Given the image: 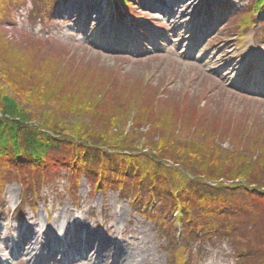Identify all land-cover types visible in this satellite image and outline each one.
Segmentation results:
<instances>
[{
	"label": "rangeland",
	"instance_id": "obj_1",
	"mask_svg": "<svg viewBox=\"0 0 264 264\" xmlns=\"http://www.w3.org/2000/svg\"><path fill=\"white\" fill-rule=\"evenodd\" d=\"M42 3L38 9L33 0L13 4L4 17L6 36L27 58L76 77L72 94L84 84L90 103L105 86L115 89L114 100L101 102L102 113L114 112L122 100L130 113L139 101L147 112L136 114L144 118L137 132L151 120L158 139L164 131L153 125L183 123L188 136L213 138L228 151H246L242 144L251 133L244 129L264 132V12L241 28L251 0H63L47 12ZM35 45L38 50H29ZM66 177L62 171L60 180L42 186L34 208L15 179L5 185L0 264H174L175 257L189 264H241V249L227 238L191 246L169 241V226L163 230L142 217L119 191L94 193L83 177L68 191Z\"/></svg>",
	"mask_w": 264,
	"mask_h": 264
},
{
	"label": "trees",
	"instance_id": "obj_2",
	"mask_svg": "<svg viewBox=\"0 0 264 264\" xmlns=\"http://www.w3.org/2000/svg\"><path fill=\"white\" fill-rule=\"evenodd\" d=\"M23 1L0 0V197L15 179L30 206L39 199L41 187L60 180L64 171L68 191L80 185L81 177L94 193L117 190L142 217L154 218L163 230L168 225L169 241L191 246L219 236L239 246L241 264L260 260L264 264V132L254 135L244 126L251 134L240 144L257 152L245 153L239 147L228 151L213 138L190 137L183 123L153 125L164 131L155 139L152 121L144 120L145 131L139 133L144 118L136 114L147 112L139 101L130 113L123 100L116 102L114 112L102 113L101 102L114 100L115 89L105 86L90 103L83 97L84 84L72 94L76 77L50 69L44 65L47 61L27 58L22 46L6 36L4 17L11 14L13 4ZM61 1L33 0V5L38 9L44 2L47 12ZM249 7L241 13L242 29L264 12V0H251ZM96 117L102 119L95 122ZM175 258L174 264H189L186 257Z\"/></svg>",
	"mask_w": 264,
	"mask_h": 264
},
{
	"label": "bare ground",
	"instance_id": "obj_3",
	"mask_svg": "<svg viewBox=\"0 0 264 264\" xmlns=\"http://www.w3.org/2000/svg\"><path fill=\"white\" fill-rule=\"evenodd\" d=\"M108 254H111V253H108ZM105 257H111V255H109V256H105ZM116 263H117V261H115ZM118 264H127L126 263V261H124V262H120V263H118Z\"/></svg>",
	"mask_w": 264,
	"mask_h": 264
}]
</instances>
